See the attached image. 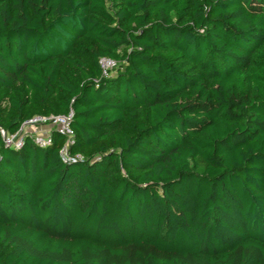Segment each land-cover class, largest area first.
<instances>
[{"label":"trees","instance_id":"obj_1","mask_svg":"<svg viewBox=\"0 0 264 264\" xmlns=\"http://www.w3.org/2000/svg\"><path fill=\"white\" fill-rule=\"evenodd\" d=\"M70 113L0 134V264H264V0H0V127Z\"/></svg>","mask_w":264,"mask_h":264},{"label":"built area","instance_id":"obj_2","mask_svg":"<svg viewBox=\"0 0 264 264\" xmlns=\"http://www.w3.org/2000/svg\"><path fill=\"white\" fill-rule=\"evenodd\" d=\"M105 73L115 65L113 60L102 58L100 61ZM72 114L69 115H36L25 121L17 132L10 133L0 127V134L6 146L15 149L21 148L24 144V137L31 135L40 146H45L50 142L51 130L56 128L61 133L71 134ZM66 159V151H63Z\"/></svg>","mask_w":264,"mask_h":264},{"label":"rangeland","instance_id":"obj_3","mask_svg":"<svg viewBox=\"0 0 264 264\" xmlns=\"http://www.w3.org/2000/svg\"><path fill=\"white\" fill-rule=\"evenodd\" d=\"M113 67H115V65H114ZM113 67H111V68L113 69V71H112V72H114V69H115V68H113ZM111 68H110V69H111Z\"/></svg>","mask_w":264,"mask_h":264}]
</instances>
